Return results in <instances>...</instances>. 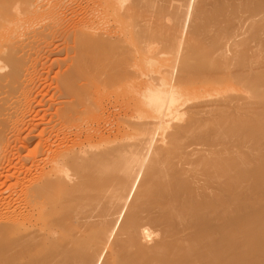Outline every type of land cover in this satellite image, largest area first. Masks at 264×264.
<instances>
[{"label": "bare ground", "instance_id": "6f19581e", "mask_svg": "<svg viewBox=\"0 0 264 264\" xmlns=\"http://www.w3.org/2000/svg\"><path fill=\"white\" fill-rule=\"evenodd\" d=\"M51 1L84 23L36 31L37 1L0 0V152L28 130L0 155V264H264V0ZM155 33L176 57L138 72Z\"/></svg>", "mask_w": 264, "mask_h": 264}, {"label": "rangeland", "instance_id": "374dc122", "mask_svg": "<svg viewBox=\"0 0 264 264\" xmlns=\"http://www.w3.org/2000/svg\"><path fill=\"white\" fill-rule=\"evenodd\" d=\"M35 1H37L38 2V5H35L36 7H37V10H39L40 9V11L38 12V11H36L34 8L32 9L31 7H30V9L32 10V12L33 11H36V13L34 12V14L31 12V10H30V13H31V15L32 16H36L37 14H39V16H40V18H37V17H39L38 15L36 16V18L35 19H33V21L32 22H36L37 23V25L38 26H36V23H34V25H32V27L31 28H33V30H36V29H34V26H35V28H37L38 27V29L37 30H40V28L41 29H43V28H45L46 26L48 27L49 25H50V27H51V24H52V27H55V26H53L54 25V23L56 22V23H58L59 24V22H61V21H64V22H61L60 23V25L62 24L63 26H65L66 25V29L68 28V27H70V28H73L74 30H75V28L77 29V27H78V25H80L81 23H84V21H85V16H86V13H87V10L85 9V4L83 3L82 5H80L79 3H76V4H74L73 5V7H72V9H71V7L69 8V9H66V7H65V9L66 10H63V12H62V14L64 15H66V18H67V20H64V19H66V18H64L65 17V15H64V17H63V15L62 14H59L58 13V16H60V17H58V18H60V19H57L56 17L55 18H53L52 16H50V17H48L50 14H49V12H48V14L46 15V17L44 18V14H46L47 12H46V10H45V6H42L44 3H46L47 4V2L49 3V0L47 1V0H35ZM51 1V0H50ZM56 1V0H55ZM54 1V2H55ZM58 1V0H57ZM56 1V2H57ZM59 1H63V0H59ZM65 1V3L66 4H68L67 3V0H64ZM63 1V2H64ZM69 1V0H68ZM51 2H53V1H51ZM72 2H75V0H72ZM59 3V2H58ZM57 3V4H58ZM82 3V2H81ZM70 4H72L71 3V1H70ZM76 5H77V7H76ZM33 7V6H32ZM75 7V8H74ZM27 11H29V10H27ZM43 11V12H42ZM42 12V13H41ZM45 12V13H44ZM60 12V13H61ZM65 12V13H64ZM74 12V13H73ZM68 13V14H67ZM70 13V14H69ZM57 14V13H56ZM41 16H43V17H41ZM53 16H57V15H55V14H53ZM62 16V17H61ZM72 16H74V17H72ZM62 18H63V20H62ZM39 19V20H38ZM44 19V20H43ZM74 19V20H73ZM60 20V21H59ZM82 20V21H81ZM41 21V22H40ZM58 21V22H57ZM80 21V22H79ZM79 22V23H78ZM41 23V24H40ZM55 23V25H57ZM69 23V24H68ZM41 26H40V25ZM43 24H47L45 27L43 26ZM169 24V23H168ZM31 25V24H30ZM60 25H57V26H60ZM61 25V26H62ZM82 25V24H81ZM80 25V26H81ZM29 26V25H28ZM60 26V27H61ZM72 26V27H71ZM74 26V27H73ZM170 26H173V23H172V25L170 24ZM175 26V25H174ZM174 26L172 27L173 29H174ZM40 27V28H39ZM164 27H166V26H164ZM167 27H168V25H167ZM29 28H30V26H29ZM30 28V30H32ZM179 28V27H178ZM166 29V28H165ZM169 29V28H168ZM36 30V31H37ZM160 30H164V29H160ZM170 30H172V29H170ZM170 30H168V31H166V32H168V34H170ZM160 33L162 32V31H159ZM159 33V34H160ZM164 33H165V31H164ZM156 34V33H155ZM159 34H156V36H160V35H164L163 34V32L159 35ZM167 33L165 34V36L163 37V36H160V37H157V38H159L158 40H157V38H155V35H154V38L156 39H154L155 40V43H154V46H156L157 47V49L152 45L153 44V42H154V40L150 37V39H151V45L158 51V49L159 48H161V46L165 43H163L162 44V40H160V38L161 39H165V37H166V35H168ZM138 37H140V36H138ZM152 37H153V35H152ZM168 37V36H167ZM56 38V37H55ZM55 38H53V37H51L50 38V40H52V41H48L49 43L51 42V43H53V41H55L56 39ZM201 38V37H200ZM140 38H138V39H135L134 40V46H135V48H136V56L138 57V60H137V67H136V69H137V71L138 72H140V70L143 68V63H142V61H141V59H143V57H147V56H151V57H153L154 59H157L160 63H161V65L160 66H162V68H165V67H167L169 64H171V60L174 58L175 59V57H176V55H175V53H176V50H175V47H176V45H175V43H174V45H175V47L174 46H171L172 45V43L170 44V40L171 41H174V39H172L171 38V36H169V40H166V42H169V43H165V46L167 45V46H169V44H170V47H173V49L175 50L173 53V55H171V53H172V48L171 49H169L170 47H168V49H169V51L171 50V52H170V54L169 55H163L164 53H166L167 52V54H168V51H167V46L164 48V51H163V49H162V52H164V53H161L160 51V53L162 54V55H158L157 53V55H151L152 54V52H153V50L151 49V51L152 52H150L151 54H148L147 52H145L144 50H143V41H142V43H138V41L139 42H141L140 40H139ZM163 39V40H164ZM167 39V38H166ZM67 40H68V38H67ZM136 40H138V41H136ZM141 40H143V39H141ZM153 41V42H152ZM264 40H262V42H263ZM68 43H66V41H65V38L62 40V41H60L59 42V44L61 45V47H60V49H62V47L63 46H65L66 47V45H63V44H67V47L69 46V44H74L72 41V43L71 42H69V41H67ZM176 42V41H175ZM139 45H138V44ZM194 43H196V41H194L193 42V44ZM264 43V42H263ZM263 43H259L260 45H262ZM73 46V45H72ZM72 46H69V47H72ZM198 46L201 48V43L199 42V44H198ZM67 47H66V49H64V47H63V51H64V53H63V51L62 52H60V54L59 53H56V55L55 54H52V55H50V57L48 58V59H45V58H47L48 57V55H47V57L46 56H43L42 55V57H45V58H43L42 60L44 61H42V65H40V61H41V59H40V63H39V66H38V69H40V73H36V74H38V76H36V78L38 79V77L40 76V75H42V77L41 78H39L38 80L36 79V82H33V84H34V89L36 90V91H33L34 92V94H35V99L36 98H38L37 100L39 101V100H41V98H43V96H44V94H46L47 93V97H52V95H55V94H58L59 92L56 90V88L57 87H59L61 84V82H60V75H61V73L59 74V72H60V69H61V67L63 66V67H67V60H65V58L66 59H68V57H70L71 55L69 54L68 55V52H69V48H68V51H67ZM164 47V45L162 46V48ZM194 47H195V44H194ZM198 48V47H197ZM197 48L195 47L194 49H195V51H193L194 53L196 52L197 53V51H199V52H201L200 50H197ZM262 49H263V45H262ZM156 50H154V51H156ZM166 50V51H165ZM197 50V51H196ZM71 51V50H70ZM73 52V51H72ZM67 53V54H66ZM154 53V52H153ZM193 53V54H194ZM74 55H75V52L73 53ZM155 54V53H154ZM198 54V53H197ZM175 55V56H174ZM192 55V54H191ZM196 56V54L194 55V57ZM262 56L264 57V49H263V54H262ZM42 57H40V58H42ZM73 57V56H72ZM263 57H262V60H264L263 59ZM66 62L65 64H62V62ZM26 65V64H25ZM24 65V66H25ZM27 66H25V68H26ZM41 67V68H40ZM44 68V69H43ZM155 69H157V67H155ZM43 72V73H42ZM23 73V72H22ZM40 74V75H39ZM44 74V75H43ZM43 78V79H42ZM42 79V80H41ZM39 80H41V82H39ZM138 80H141V78H139ZM38 81V82H37ZM35 83H36V85H39L40 83H42V84H40V87L41 88H38L39 86H35ZM20 84H22V83H20ZM32 84V85H33ZM45 84V85H44ZM57 84H58V86H57ZM47 85H48V87H47ZM57 86V87H56ZM235 86H237V85H235ZM21 88H23L22 86H20ZM241 88V85H239L238 86V88ZM239 88V89H240ZM37 89H38V91L41 89V91H39V92H41V94H39V92L37 93ZM44 90V91H43ZM53 90H55V91H53ZM50 92V93H49ZM57 92V93H56ZM49 93V94H48ZM53 93V94H52ZM55 93V94H54ZM36 94H38V95H36ZM36 96H38V97H36ZM191 115V116H190ZM192 116H194V113H188V114H186L185 115V118L186 119H192ZM194 119V118H193ZM32 124H34V120H32ZM28 132V130L27 129H23V134H22V132L20 133V135L19 134H17L16 132H15V136H14V134H11V137L9 138V140L11 141V143H9V146L12 148H8V149H6V151L4 150V152L3 151H1V152H3V153H1L0 152V155L2 154H4L3 156H7L4 160H5V162L6 161H8V160H11L14 164H20L21 163V157H20V154H21V151L20 152H18V147H20V143H21V140H22V137L27 133L26 131ZM24 132H25V134H24ZM14 133V132H13ZM17 134V135H16ZM22 134V135H21ZM16 138V139H15ZM17 139H20L19 141L17 140ZM9 140H8V142H9ZM179 140V139H178ZM185 140V139H184ZM180 143L182 142L181 141V139H180V141H179ZM12 145V146H11ZM15 149V150H14ZM11 150V151H10ZM1 155V156H2ZM9 158V159H8ZM15 158V159H14ZM4 163V161L1 163V164H3ZM8 163V162H7ZM7 163H5L4 164V166H2L1 164V166H0V171H2L0 174H6V172H7ZM2 167V168H1ZM4 180H5V177H3L2 178V180L0 181L1 183H0V189L2 190L3 189V182H4ZM3 181V182H2ZM2 187V188H1ZM1 190H0V192H1ZM103 258V257H102Z\"/></svg>", "mask_w": 264, "mask_h": 264}]
</instances>
